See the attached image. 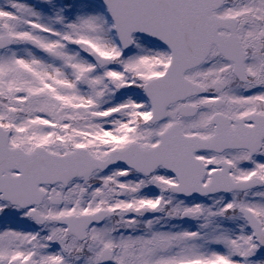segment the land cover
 <instances>
[{
	"label": "snow or ice",
	"instance_id": "1",
	"mask_svg": "<svg viewBox=\"0 0 264 264\" xmlns=\"http://www.w3.org/2000/svg\"><path fill=\"white\" fill-rule=\"evenodd\" d=\"M0 264H264V0H0Z\"/></svg>",
	"mask_w": 264,
	"mask_h": 264
}]
</instances>
